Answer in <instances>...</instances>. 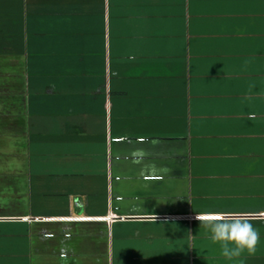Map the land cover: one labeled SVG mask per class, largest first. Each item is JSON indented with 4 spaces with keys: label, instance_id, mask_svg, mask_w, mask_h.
Listing matches in <instances>:
<instances>
[{
    "label": "crops",
    "instance_id": "crops-1",
    "mask_svg": "<svg viewBox=\"0 0 264 264\" xmlns=\"http://www.w3.org/2000/svg\"><path fill=\"white\" fill-rule=\"evenodd\" d=\"M206 210L264 264V0H0V264H236Z\"/></svg>",
    "mask_w": 264,
    "mask_h": 264
},
{
    "label": "clouds",
    "instance_id": "clouds-1",
    "mask_svg": "<svg viewBox=\"0 0 264 264\" xmlns=\"http://www.w3.org/2000/svg\"><path fill=\"white\" fill-rule=\"evenodd\" d=\"M246 215L243 212L206 210L196 214L195 219L209 230L210 239L219 244L223 258L244 264L241 259L244 253L254 256L260 243L259 231L245 219Z\"/></svg>",
    "mask_w": 264,
    "mask_h": 264
}]
</instances>
